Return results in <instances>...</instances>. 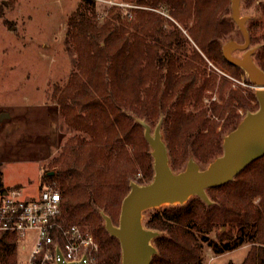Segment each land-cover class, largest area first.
I'll return each instance as SVG.
<instances>
[{"label":"trees","instance_id":"16d2710c","mask_svg":"<svg viewBox=\"0 0 264 264\" xmlns=\"http://www.w3.org/2000/svg\"><path fill=\"white\" fill-rule=\"evenodd\" d=\"M124 1L139 7L130 21L115 6L97 23L94 0H81L67 20L64 42L74 60L57 106L73 135L53 163L55 173L44 176L61 194V220L95 236L96 264H120L118 240L106 232L102 216L117 221L130 175L142 173V185L154 175L142 122L134 117L166 113L163 143L169 168L179 174L189 160L206 169L243 120L239 111L258 109L253 93L206 71L208 61L240 77L242 70L221 53V41L228 42L235 27L226 17L230 0ZM257 5L264 13V3ZM246 29L251 42V26ZM253 54L264 71V45ZM207 91L218 99L208 109L202 102ZM206 196L210 204L192 196L149 216L144 228L164 233L153 239L159 253L150 264H199L203 244L215 256L249 245L240 264H264V156ZM16 241L0 233V264H17Z\"/></svg>","mask_w":264,"mask_h":264},{"label":"rangeland","instance_id":"374dc122","mask_svg":"<svg viewBox=\"0 0 264 264\" xmlns=\"http://www.w3.org/2000/svg\"><path fill=\"white\" fill-rule=\"evenodd\" d=\"M80 1L0 0V7L2 6L0 117L5 114L8 116L0 120V188L4 190L12 187L19 188L23 198L29 199L36 196L44 186L54 187V183L47 181L44 176L47 173H55L58 166L54 167L53 163L62 155L66 142L73 135V132L69 131L62 121L57 106V96L58 90L68 80L69 72L73 67L74 57L71 50L67 49L64 37L67 20L77 10ZM94 1L99 24L107 16L108 11L115 6L122 9L127 21L133 18L132 8H139L124 0ZM261 1L264 3V0ZM259 2L260 0H239L238 3L240 17L244 19L246 27L251 26V37L254 40L250 42L249 48L253 52L258 51L264 45V13L258 8ZM228 8L227 19L231 18L230 4ZM160 11L163 10L160 9ZM229 40H234L239 44L244 41L236 25ZM225 43L227 42L221 41V45ZM231 54L237 58L243 56L241 51H233ZM255 54L252 58H255ZM206 71L209 73L216 71L219 76L231 82L232 88L240 89L244 93L251 92L255 95L257 91V87L252 84L248 74L243 70L240 72V77L234 79L207 61ZM206 94H210V97L203 98L202 102L206 104L204 108H207L210 102L218 101L216 93L211 94L207 91ZM126 113L134 117L133 112L126 110ZM246 114L244 111H239L241 118ZM134 118L136 121L145 122L150 127L151 134L160 125V136L164 141L163 133L167 123L165 112H159L157 116L150 119L148 117ZM213 120L219 121L217 118ZM151 150L148 145V153L152 157ZM200 169L204 170L201 167ZM140 180H142V173L139 172L136 176L130 175L128 186L131 183L142 185ZM170 205L184 204L162 205L143 211L141 213L143 227L155 209L162 210ZM117 218V221L113 222L114 226L119 223V214ZM157 233L158 236L164 234ZM90 234L93 235L91 232ZM215 234V232L211 233L210 237L215 239ZM34 239L35 236L32 233H27L24 239L16 241L17 264H26ZM95 241L97 243L96 238ZM150 244L156 250L154 255H158L159 251L154 240H151ZM249 249V245H242L234 251L215 256L211 249L203 244L199 264H226L228 262L240 264Z\"/></svg>","mask_w":264,"mask_h":264},{"label":"water","instance_id":"95a60500","mask_svg":"<svg viewBox=\"0 0 264 264\" xmlns=\"http://www.w3.org/2000/svg\"><path fill=\"white\" fill-rule=\"evenodd\" d=\"M239 0H230L231 19L237 26L243 43L229 40L221 47L224 59L245 71L252 84L257 87L255 98L258 109L247 112L239 125L224 138L223 154L210 163L206 169L198 168L189 160L182 173L174 174L168 166V156L160 136V125L151 134L150 127L142 122L143 137L152 149L154 175L147 185L131 183L130 191L122 199L119 223L114 226L108 216H102L104 229L119 242L121 264H150L156 250L150 244L158 235L146 230L141 213L154 207L169 204H185L187 199L197 196L210 204L206 190L217 188L233 181L249 163L264 156V71L252 60L253 50L249 48L250 37L245 21L239 15ZM233 51L243 52L242 58L234 57ZM8 117L6 114L0 120ZM52 175V173H50ZM58 264H67L61 260ZM71 264H85L83 261Z\"/></svg>","mask_w":264,"mask_h":264},{"label":"built area","instance_id":"2783aa9c","mask_svg":"<svg viewBox=\"0 0 264 264\" xmlns=\"http://www.w3.org/2000/svg\"><path fill=\"white\" fill-rule=\"evenodd\" d=\"M61 194L47 185L32 198H23L19 188H0V233L19 241L25 234L35 236L26 264H95L98 245L90 232L61 220Z\"/></svg>","mask_w":264,"mask_h":264}]
</instances>
